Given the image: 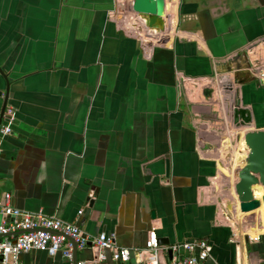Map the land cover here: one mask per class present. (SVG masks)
<instances>
[{
  "label": "crops",
  "instance_id": "crops-1",
  "mask_svg": "<svg viewBox=\"0 0 264 264\" xmlns=\"http://www.w3.org/2000/svg\"><path fill=\"white\" fill-rule=\"evenodd\" d=\"M130 2L0 0V114L15 110L2 193L131 249L95 264H138L150 229L163 243L208 240L205 264H264V187L259 208L235 203L238 223L256 221L243 233L224 198L237 168L225 159L243 149L234 109L264 129V0L167 1L157 37ZM19 264L64 258L31 250Z\"/></svg>",
  "mask_w": 264,
  "mask_h": 264
},
{
  "label": "built area",
  "instance_id": "built-area-1",
  "mask_svg": "<svg viewBox=\"0 0 264 264\" xmlns=\"http://www.w3.org/2000/svg\"><path fill=\"white\" fill-rule=\"evenodd\" d=\"M167 1L176 0H165V3ZM6 115L8 121L0 128V151L4 137L12 131L14 109L9 107ZM11 200L9 192H6L3 200H0V262L2 264H19L20 254L31 250L46 251L50 256L60 252L64 264H74V244L77 252L85 248L92 251L90 260L78 259L76 264H95L97 261L105 260L106 250L111 252L114 260L126 262L130 259L131 249L118 246L113 234L103 232L91 237L75 223H68L42 212L21 210L13 206ZM78 213H81V210ZM211 249L210 242L204 239L159 244L156 233L152 230L148 233L146 247L133 250L135 254L146 253L144 259H136L138 264H162L161 254L169 257V251L172 256L165 264H205L210 257Z\"/></svg>",
  "mask_w": 264,
  "mask_h": 264
},
{
  "label": "water",
  "instance_id": "water-1",
  "mask_svg": "<svg viewBox=\"0 0 264 264\" xmlns=\"http://www.w3.org/2000/svg\"><path fill=\"white\" fill-rule=\"evenodd\" d=\"M130 4H131V10L135 16L134 18L142 25L146 33L150 34L151 36L157 37L158 34L167 31L168 26L165 16V6H166L165 0H131ZM240 55L241 53H238L233 58L235 59ZM259 82L264 85V75L259 78ZM5 106L6 103L5 105H3L1 109L0 126L2 125L1 121H2V115L5 110ZM234 122L238 127H242V126L246 127L247 125L250 124L251 117L248 114L247 110L237 106L234 109ZM240 137L243 138L244 145L246 147V155L242 166L234 170L233 189L237 196L239 210L241 212H250L259 208L261 205L260 199L254 195V187L255 186L264 187V129L246 130L243 133V135ZM1 149H2V144H1ZM225 160L228 161L227 158ZM1 180L2 178H0V181ZM5 194L6 192L2 193V190L0 188V200H3ZM91 204L92 201H90V206ZM227 204H229L228 208H232L229 202ZM150 231H152V229H150L148 233ZM148 233H147V238H148ZM157 239L159 244H169V243H163L162 239L158 237ZM146 241H145V247H146ZM88 245L90 246V243ZM168 256L169 258H171L172 256L170 251ZM91 258L92 256L89 258L80 257L78 255L76 246L74 244L73 246L74 264L77 263L78 259L90 260ZM161 263L165 264L163 262Z\"/></svg>",
  "mask_w": 264,
  "mask_h": 264
},
{
  "label": "rangeland",
  "instance_id": "rangeland-1",
  "mask_svg": "<svg viewBox=\"0 0 264 264\" xmlns=\"http://www.w3.org/2000/svg\"><path fill=\"white\" fill-rule=\"evenodd\" d=\"M240 127H238V129H239ZM245 130H246V127L245 126H242L241 127V131H244L245 132ZM244 132H239V131H237V135H239V134H241V136L243 135V133ZM240 150L242 151H240V152H238L237 151V149L236 150H234L233 149V155H234V157H233V163H232V159L230 158V159H228V163L229 164H231V166L233 165H235L237 168L238 167H241L242 166V164H243V160H241V157H244L245 158V153H244V151H243V149L242 148H240ZM232 166V167H233ZM231 167V168H232ZM233 177H234V175H233ZM229 179L228 178H226V181H228ZM227 183H229L230 184V182L228 181ZM228 187V186H227ZM236 196V194H235V192H234V190H233V187H232V185H229V189H226V196H224V198H225V200H229L228 202L231 204L232 203V205H231V207L232 208H227L225 211H226V214L229 216V218H230V220H231V223H233L234 224V227L238 230V232H244V230H245V228L247 227V226H249V225H253V226H256V221H255V219L252 217V214L251 213H249V214H247V215H245L244 216V220H243V222L242 223H238L237 222V220H236V218L234 217V213H235V209H234V207H233V197H235ZM236 198H237V196H236ZM227 205V207H228V205L229 204H226ZM239 209V208H238ZM235 210V211H234ZM240 211V210H239Z\"/></svg>",
  "mask_w": 264,
  "mask_h": 264
},
{
  "label": "bare ground",
  "instance_id": "bare-ground-1",
  "mask_svg": "<svg viewBox=\"0 0 264 264\" xmlns=\"http://www.w3.org/2000/svg\"><path fill=\"white\" fill-rule=\"evenodd\" d=\"M239 143H242L243 145V149H244V151H246V147H245V145H244V141H243V138L241 137L240 139H239ZM243 162H244V160H243ZM258 187H262V186H255L254 187V195H255V189L256 188H258ZM230 200V199H229ZM229 200H225L226 201V203H228V201ZM233 207H234V209H235V203L237 204V206H238V200H237V198H236V196L235 197H233ZM231 205H232V203H231Z\"/></svg>",
  "mask_w": 264,
  "mask_h": 264
},
{
  "label": "flooded vegetation",
  "instance_id": "flooded-vegetation-1",
  "mask_svg": "<svg viewBox=\"0 0 264 264\" xmlns=\"http://www.w3.org/2000/svg\"><path fill=\"white\" fill-rule=\"evenodd\" d=\"M259 69H260V68H259ZM9 107H11V106H8V107L6 106V107H5V110H4V113H3V115H4V116H3V117H4V120L6 119V121H8V117H7V115H6V111L9 109ZM14 111H15V110H14ZM2 122H3V119H2V121H1V123H2ZM2 125H3V123H2ZM2 125H1V126H2ZM1 126H0V128H1Z\"/></svg>",
  "mask_w": 264,
  "mask_h": 264
}]
</instances>
